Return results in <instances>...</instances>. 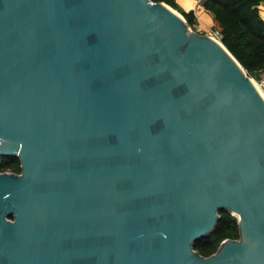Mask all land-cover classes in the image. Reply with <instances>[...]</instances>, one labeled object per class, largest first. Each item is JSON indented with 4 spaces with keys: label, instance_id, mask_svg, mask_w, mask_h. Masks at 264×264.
<instances>
[{
    "label": "water",
    "instance_id": "95a60500",
    "mask_svg": "<svg viewBox=\"0 0 264 264\" xmlns=\"http://www.w3.org/2000/svg\"><path fill=\"white\" fill-rule=\"evenodd\" d=\"M0 155V264H264V95L162 1L0 0Z\"/></svg>",
    "mask_w": 264,
    "mask_h": 264
},
{
    "label": "trees",
    "instance_id": "16d2710c",
    "mask_svg": "<svg viewBox=\"0 0 264 264\" xmlns=\"http://www.w3.org/2000/svg\"><path fill=\"white\" fill-rule=\"evenodd\" d=\"M174 5L188 24L192 10H181L174 0H155ZM264 0H202L203 8L211 14L220 33V41L243 66L247 73L264 71V20L258 5ZM19 171L16 156H1L0 170ZM226 237L237 238L235 216L219 211L214 230L194 242V249L202 255L212 253Z\"/></svg>",
    "mask_w": 264,
    "mask_h": 264
},
{
    "label": "rangeland",
    "instance_id": "374dc122",
    "mask_svg": "<svg viewBox=\"0 0 264 264\" xmlns=\"http://www.w3.org/2000/svg\"><path fill=\"white\" fill-rule=\"evenodd\" d=\"M169 7H171L172 9H174L175 11H177L179 14H181L179 11H178V9L176 8V7H174V5H171V4H168V3H166ZM197 5V6H196ZM263 5H264V3H263ZM196 7H198V9L200 10L202 7H203V5H202V3L201 2H196L195 1V9H197ZM195 9L194 10H192V12H193V19H192V21L190 22V27L192 28V29H195V30H197L198 32H200V33H203V34H210L211 33V29L213 28V27H216V25H215V22L213 23V24H211V25H204V23H203V21L205 20V22H206V20L208 21L209 20V18H212L211 17V14L209 13V12H207L206 10H204V11H206V12H203V14H202V16H200V14L198 13V15H197V13H195ZM182 15V14H181ZM183 16V15H182ZM210 16V17H209ZM184 17V16H183ZM202 18H204V20L202 19ZM212 22H213V20L212 19H210ZM209 20V21H210ZM208 21V22H209ZM251 78H252V80L254 81V83L256 84V86L258 87V89L262 92V94L264 95V71H258V72H250V73H247Z\"/></svg>",
    "mask_w": 264,
    "mask_h": 264
},
{
    "label": "crops",
    "instance_id": "0c3cea01",
    "mask_svg": "<svg viewBox=\"0 0 264 264\" xmlns=\"http://www.w3.org/2000/svg\"><path fill=\"white\" fill-rule=\"evenodd\" d=\"M174 2L177 4V6L183 10V11H189V10H194L195 9V0H174ZM264 2H261L259 5H258V9H259V13L261 15V17L263 18L264 20V5H263ZM197 6V5H196ZM197 9H195V13H198L200 14V16H202L203 12H206L204 11L205 9L202 7L200 10L198 9V7H196ZM199 16V15H198ZM210 17V16H209ZM204 20V18H202ZM212 19V18H209V20ZM208 20V21H209ZM206 20L203 21L204 25H211L213 24L214 22H212L211 20L208 22Z\"/></svg>",
    "mask_w": 264,
    "mask_h": 264
},
{
    "label": "built area",
    "instance_id": "2783aa9c",
    "mask_svg": "<svg viewBox=\"0 0 264 264\" xmlns=\"http://www.w3.org/2000/svg\"><path fill=\"white\" fill-rule=\"evenodd\" d=\"M149 1H155V0H149ZM195 1L196 2H202V0H195ZM209 35H211L212 37H214V38H216L217 40L220 41V33H219V30H218L217 27H213L211 29V33ZM0 157H1V155H0ZM0 171H9V170L6 169V170H0Z\"/></svg>",
    "mask_w": 264,
    "mask_h": 264
}]
</instances>
